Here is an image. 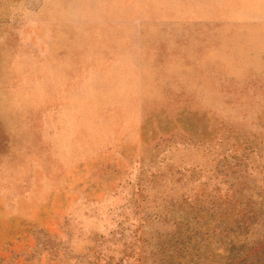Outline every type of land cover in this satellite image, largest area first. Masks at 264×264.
Returning <instances> with one entry per match:
<instances>
[{
    "label": "rangeland",
    "instance_id": "374dc122",
    "mask_svg": "<svg viewBox=\"0 0 264 264\" xmlns=\"http://www.w3.org/2000/svg\"><path fill=\"white\" fill-rule=\"evenodd\" d=\"M262 244L264 0H0V264Z\"/></svg>",
    "mask_w": 264,
    "mask_h": 264
},
{
    "label": "trees",
    "instance_id": "16d2710c",
    "mask_svg": "<svg viewBox=\"0 0 264 264\" xmlns=\"http://www.w3.org/2000/svg\"><path fill=\"white\" fill-rule=\"evenodd\" d=\"M261 246L264 248V244H262ZM230 252L232 257V264H261L262 262V260H260L261 253H259V251L251 253L247 252L248 254H244V256H241L239 252L235 251L234 246H231Z\"/></svg>",
    "mask_w": 264,
    "mask_h": 264
}]
</instances>
